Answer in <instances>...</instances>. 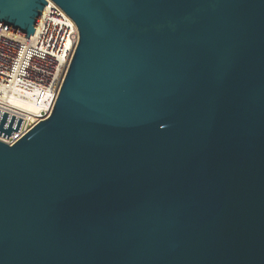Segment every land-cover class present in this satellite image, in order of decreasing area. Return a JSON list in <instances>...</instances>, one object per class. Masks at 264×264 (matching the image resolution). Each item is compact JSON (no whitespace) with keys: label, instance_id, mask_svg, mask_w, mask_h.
Returning <instances> with one entry per match:
<instances>
[{"label":"water","instance_id":"1","mask_svg":"<svg viewBox=\"0 0 264 264\" xmlns=\"http://www.w3.org/2000/svg\"><path fill=\"white\" fill-rule=\"evenodd\" d=\"M53 1L80 38L0 140V264H264V0ZM46 4L0 0V27Z\"/></svg>","mask_w":264,"mask_h":264},{"label":"built area","instance_id":"2","mask_svg":"<svg viewBox=\"0 0 264 264\" xmlns=\"http://www.w3.org/2000/svg\"><path fill=\"white\" fill-rule=\"evenodd\" d=\"M40 19L34 34L29 38L0 27L1 90L30 95V92L34 94L50 87L53 92L59 93L80 33L74 19L53 0H47ZM51 111L46 110L35 118L23 119L20 130L14 131L8 138L2 135L3 140L9 144L16 143L37 122L46 119Z\"/></svg>","mask_w":264,"mask_h":264},{"label":"bare ground","instance_id":"3","mask_svg":"<svg viewBox=\"0 0 264 264\" xmlns=\"http://www.w3.org/2000/svg\"><path fill=\"white\" fill-rule=\"evenodd\" d=\"M63 56H60L62 59ZM24 94V95H23ZM16 94L12 91H4L0 89V110L8 112L22 119H31L40 116L43 111H51V107L57 98V93L48 87L44 90H39L36 93ZM3 136H0V140Z\"/></svg>","mask_w":264,"mask_h":264}]
</instances>
